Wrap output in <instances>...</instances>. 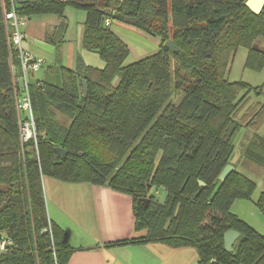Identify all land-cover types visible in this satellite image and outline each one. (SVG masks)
<instances>
[{"label": "trees", "instance_id": "16d2710c", "mask_svg": "<svg viewBox=\"0 0 264 264\" xmlns=\"http://www.w3.org/2000/svg\"><path fill=\"white\" fill-rule=\"evenodd\" d=\"M246 2H21L28 18L63 16L67 7L84 11V48L105 63L96 69L78 58L70 69L59 60L30 84L36 138L28 142L21 137L26 114L17 106V62L0 6V264H68L76 251L49 218L44 176L132 196L135 229L147 233L108 247L164 243L195 249L198 264H264V235L232 212L236 200L252 199L256 183L236 169L224 183L218 180L242 129L252 132L244 165L264 168V105H248L241 114L252 88L227 79L240 47L249 50L250 65L264 62L255 45L264 37V9L255 14ZM114 22L158 38V52L126 66L130 49L112 31ZM66 28L61 24L47 42L59 45ZM175 96L181 97L178 105L172 104ZM57 149L67 152L65 159ZM154 187L166 191L165 203L151 196ZM148 197L145 207L140 199ZM256 207L264 214V193ZM230 230L240 238L227 251Z\"/></svg>", "mask_w": 264, "mask_h": 264}, {"label": "crops", "instance_id": "0c3cea01", "mask_svg": "<svg viewBox=\"0 0 264 264\" xmlns=\"http://www.w3.org/2000/svg\"><path fill=\"white\" fill-rule=\"evenodd\" d=\"M111 29L129 47L127 35L143 38L145 42L152 41V52L160 48L158 38L130 25L114 22ZM26 31L28 40L30 36L39 39L33 43L27 40L26 48L29 52L43 58L46 64L47 60L52 62L43 68L42 76L39 74L40 76L32 79V83L43 79L48 72L47 68L57 64L59 60L65 67L76 68L74 60L68 65L64 64L60 48H55V55L46 51L47 47L42 43L47 42V37H50L48 31L43 30L42 34L34 28H27ZM251 136L252 134L248 140ZM249 165L252 164H247ZM43 188L49 218L67 234L70 245L76 249L68 264H198V252L189 247L173 248L164 243L108 247L109 244L140 238L147 233L136 231L133 198L126 193L109 186H96L89 182H64L51 176L43 177ZM233 213L236 215L237 212ZM236 216L241 219L239 215Z\"/></svg>", "mask_w": 264, "mask_h": 264}, {"label": "rangeland", "instance_id": "374dc122", "mask_svg": "<svg viewBox=\"0 0 264 264\" xmlns=\"http://www.w3.org/2000/svg\"><path fill=\"white\" fill-rule=\"evenodd\" d=\"M85 20L86 13L82 10L74 9L72 7H67L65 9L64 15H45L29 18V23L27 28H34L38 33L42 34L43 30L48 31V35H53L55 31L58 30L61 24L67 26L66 30L60 35V55L63 59L65 65L70 64L71 61L77 64L78 58L88 66L96 69H104L105 63L99 57V55L88 51L84 48L83 41L85 35ZM26 28V30H27ZM27 33V31H26ZM144 34V33H143ZM129 39V49L130 55L125 62V65H131L137 61L145 58H149L151 55L157 53L152 52V41H147L143 38H134L127 35ZM151 38L149 36H146ZM28 40V38H27ZM39 39L35 36H30L29 43L37 42ZM41 40V39H40ZM43 40H41L42 42ZM27 43V42H26ZM47 47V52L51 54H57L55 48L59 46L58 44L54 46L48 42L42 43ZM255 45L264 53V37L259 38ZM146 51H145V50ZM250 52L245 47H240L234 56L233 62L231 64L227 79L230 82L245 83L252 88L249 94L248 104L243 106L241 109V114L245 113L248 105L258 104L264 105V62L259 65H250ZM51 61L47 60L45 67L51 65ZM43 71V70H41ZM39 71L35 74L37 76H42L43 72ZM40 74V75H39ZM181 97L175 96L172 100V104L178 105ZM245 101V100H244ZM243 102V101H242ZM241 102V104H242ZM60 121L68 125L69 121L65 116L60 115ZM252 132L242 129L236 136L235 139V150L232 157V162L236 167L235 169L254 181L256 183V189L253 192L251 200H236L232 208V212L236 211V215H239L241 219L247 222L260 234L264 235V214L259 211L256 207V203L260 196L264 193V168L257 164L244 165V146L249 141L248 138ZM259 134L264 136V123L259 129ZM154 200L165 203L167 199V193L163 188L154 187L150 192ZM150 199V197H148ZM0 250H3L0 248Z\"/></svg>", "mask_w": 264, "mask_h": 264}, {"label": "built area", "instance_id": "2783aa9c", "mask_svg": "<svg viewBox=\"0 0 264 264\" xmlns=\"http://www.w3.org/2000/svg\"><path fill=\"white\" fill-rule=\"evenodd\" d=\"M27 0H0V6L3 11V19L10 45L13 50V59L17 63L13 64L14 85L18 90L17 106L19 112L26 114L25 120L20 123L21 137L24 142L36 138V126L33 116L30 84L35 74L43 70L46 61L43 58L33 55L26 48L27 33L26 28L29 18L20 12L21 2ZM47 1L55 3H67L69 0H33ZM110 24L109 21L106 22ZM21 112V113H23ZM0 248H5V242L0 244Z\"/></svg>", "mask_w": 264, "mask_h": 264}, {"label": "water", "instance_id": "95a60500", "mask_svg": "<svg viewBox=\"0 0 264 264\" xmlns=\"http://www.w3.org/2000/svg\"><path fill=\"white\" fill-rule=\"evenodd\" d=\"M247 7L255 14H260L264 9V0H247L246 2ZM166 46L174 50L175 52H178V48L176 45L172 42H167ZM83 87H84V93L87 94V82L83 81ZM57 153L62 159H65L67 156V152L62 149H57ZM235 167L232 164L227 165L221 174L218 177V180L220 183H224L227 178L234 172ZM201 187H206V184L203 182H199ZM151 189V187H149ZM140 202L144 204L145 207H147L150 204V199L148 198H142L140 199ZM240 238V233H238L235 230L228 231L224 236L225 241V249L227 251H231L237 240Z\"/></svg>", "mask_w": 264, "mask_h": 264}]
</instances>
